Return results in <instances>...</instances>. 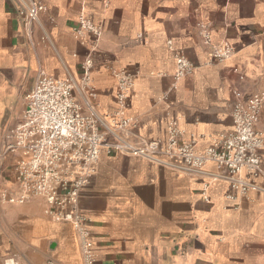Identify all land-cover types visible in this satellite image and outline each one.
I'll return each instance as SVG.
<instances>
[{"label":"crops","instance_id":"0c3cea01","mask_svg":"<svg viewBox=\"0 0 264 264\" xmlns=\"http://www.w3.org/2000/svg\"><path fill=\"white\" fill-rule=\"evenodd\" d=\"M41 1L40 25L53 46L37 23L25 25L15 0H0V264H85L75 228L47 215L43 199L11 203L3 196L20 192L18 156L5 143L38 71L80 77L91 56L102 113L118 108L117 75L135 73L128 115L136 131L165 145L176 121L183 139L203 150L233 129L235 90H264V0ZM82 12L103 29L96 46L76 36ZM200 22L214 44L233 47L231 57L211 60ZM180 53L195 69L176 79ZM257 127L264 131V106ZM259 153L264 159V148ZM231 192L224 180L103 152L80 200L92 221L96 264H264V193L230 200Z\"/></svg>","mask_w":264,"mask_h":264},{"label":"built area","instance_id":"2783aa9c","mask_svg":"<svg viewBox=\"0 0 264 264\" xmlns=\"http://www.w3.org/2000/svg\"><path fill=\"white\" fill-rule=\"evenodd\" d=\"M25 25L37 23L42 40L53 46L49 34L40 25L47 5L41 0H15ZM198 33L203 43L212 48L211 60L224 61L233 54L228 43L214 44L210 26L200 22ZM83 43L92 45L102 36L103 29L82 12L75 28ZM30 34V32H29ZM175 78L194 72L195 66L183 54L176 56ZM91 56L82 63L80 77L68 72L56 78L40 69L33 87L25 96L22 120L7 135L5 152L17 154L14 166L18 194H3L6 201L25 203L33 198L46 202V214L75 228L85 264H96L91 220L80 207L84 189L89 185L101 154L136 157L175 171L208 176L230 184V200L237 194L264 193V131L257 125L264 106V90L245 94L235 90L232 108L233 129L203 150L195 140L183 139L176 121L168 127L165 145L148 140L137 130V121L128 115L135 85V73L124 70L117 75V110L102 113L96 103L97 91L92 86ZM213 163L216 170H208ZM4 264H22L14 258ZM54 264V263H50Z\"/></svg>","mask_w":264,"mask_h":264}]
</instances>
